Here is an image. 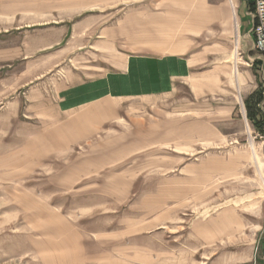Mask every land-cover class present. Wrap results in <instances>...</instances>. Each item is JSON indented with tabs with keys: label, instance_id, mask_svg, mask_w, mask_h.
I'll return each mask as SVG.
<instances>
[{
	"label": "rangeland",
	"instance_id": "rangeland-1",
	"mask_svg": "<svg viewBox=\"0 0 264 264\" xmlns=\"http://www.w3.org/2000/svg\"><path fill=\"white\" fill-rule=\"evenodd\" d=\"M57 1L100 19L103 33L86 51L104 58L208 49L209 65L196 70L209 69L224 94L197 99L183 84L164 96L104 100L72 112L63 128L47 117L56 87L107 70V58L83 50L37 80L13 61L0 69V264H264V239L258 257L245 260L264 231V137L250 123V142L238 102L230 1L0 0V28L14 25L6 23L13 4L39 6L51 19ZM249 1L238 9L243 26ZM239 56L253 89L260 75ZM36 87L50 99L44 113L28 100ZM262 93L251 107L259 109ZM97 106L108 111L95 120ZM81 114L89 121L77 123Z\"/></svg>",
	"mask_w": 264,
	"mask_h": 264
},
{
	"label": "crops",
	"instance_id": "crops-1",
	"mask_svg": "<svg viewBox=\"0 0 264 264\" xmlns=\"http://www.w3.org/2000/svg\"><path fill=\"white\" fill-rule=\"evenodd\" d=\"M229 1L233 10L235 50H233L232 60L231 58H226V60H231L233 64V82L239 91L238 102L241 104L242 116L252 143L254 140L250 123L258 132L257 135L264 137V93L261 96L259 109L250 106L253 96L264 86V55L254 49L251 33L252 17L249 15V8L246 9L245 13L249 17V22H245L243 26L238 14L239 6L244 5L242 0L238 4H235V0ZM57 2L51 9L52 15L48 13V16L53 17L51 19L42 17L45 12H41L39 6L26 9H23L20 5L16 7V4L10 6L13 10L7 12L10 14H6V17L9 18L6 23L14 25L9 29L0 28V34H2L1 32L8 34L5 35L8 41L7 39L5 42L0 41V69L12 66L10 62L13 61L16 62L14 65L21 72L32 73L33 79L37 80L52 73L83 50V54H87L93 61L102 58L106 60L107 58L111 66L107 70L86 79L71 83H60L56 87L54 93L55 103H52L53 107L48 111L47 117L53 115L52 119L61 123L64 126L63 128L70 125L66 118H69L72 112H77L104 100L114 101L164 96L175 92L183 84L190 86L193 95L197 99L211 95L214 92L224 94L223 87H221L222 92H219L218 81L215 80L217 87L214 86L212 81H209V69L201 73L196 70L199 65H209L208 49L191 55L183 52H170L160 55L141 53L122 55L113 53L106 55L104 58L101 54H93L91 50L86 51L87 48H93V45L88 44L93 40L95 34L100 35L103 33L101 32L100 19L93 15L78 17L73 14L76 13L77 6L69 5L63 8L62 3ZM59 11L69 12L70 15L67 19L64 15L62 20H58L54 13ZM19 14H30L35 15V17L20 25L17 21ZM3 43L6 46L3 47ZM225 55L229 57V52L223 54V57ZM239 55L243 57L249 66L253 67L252 71H256L260 75L257 79V75L254 73L257 85L253 89L250 88L253 84L251 73L244 74L238 69ZM81 58L83 63L91 62L89 58L88 61L84 56H81ZM37 88H33L28 100L36 102V111L44 113V103L48 106V100L50 99L45 88ZM93 111L95 114L90 111L89 115H94L96 120L103 117V114H106L104 112L108 110L97 106L94 107ZM249 111L255 112V121L249 118ZM89 119L90 116L87 117L81 114L76 117L75 121L79 123L81 120L89 121ZM96 127V124L89 125L91 132ZM81 128L82 134L86 135L89 132H86L87 123L82 125ZM54 145L56 146L55 143L49 144L50 147H54ZM253 152H255L254 149ZM261 229L262 226H259L257 230L258 237L252 243L255 251L253 250V256L251 254L250 257L245 259L247 262H252L253 258L258 257V255L255 256L256 249H259V245L264 239V231H261ZM246 261H242V263H246Z\"/></svg>",
	"mask_w": 264,
	"mask_h": 264
},
{
	"label": "built area",
	"instance_id": "built-area-1",
	"mask_svg": "<svg viewBox=\"0 0 264 264\" xmlns=\"http://www.w3.org/2000/svg\"><path fill=\"white\" fill-rule=\"evenodd\" d=\"M253 3L254 10L249 12L252 17L253 45L257 52L264 55V0H253Z\"/></svg>",
	"mask_w": 264,
	"mask_h": 264
},
{
	"label": "trees",
	"instance_id": "trees-1",
	"mask_svg": "<svg viewBox=\"0 0 264 264\" xmlns=\"http://www.w3.org/2000/svg\"><path fill=\"white\" fill-rule=\"evenodd\" d=\"M249 7L250 8H253L254 7L253 0L249 1ZM254 116H255V112L254 111H249V118L251 120H254L255 121V117ZM256 123H257V121H256Z\"/></svg>",
	"mask_w": 264,
	"mask_h": 264
},
{
	"label": "water",
	"instance_id": "water-1",
	"mask_svg": "<svg viewBox=\"0 0 264 264\" xmlns=\"http://www.w3.org/2000/svg\"><path fill=\"white\" fill-rule=\"evenodd\" d=\"M262 253H263V258H264V247H263V249H262Z\"/></svg>",
	"mask_w": 264,
	"mask_h": 264
}]
</instances>
